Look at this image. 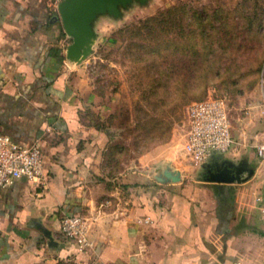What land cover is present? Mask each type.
Returning a JSON list of instances; mask_svg holds the SVG:
<instances>
[{"label":"crops","instance_id":"crops-1","mask_svg":"<svg viewBox=\"0 0 264 264\" xmlns=\"http://www.w3.org/2000/svg\"><path fill=\"white\" fill-rule=\"evenodd\" d=\"M57 8L55 0H0V135L39 142L47 177L0 187V264H264L257 141L234 132L233 149L205 163L200 186L162 185L159 167L146 171L150 155L137 168L122 160L113 170L115 128L102 124L110 107L97 103L84 68L67 58L71 39ZM94 102L101 121L99 113L88 119ZM164 158L176 161L171 151L152 165ZM221 169L235 180H206ZM73 213L93 218V249L64 236L61 219Z\"/></svg>","mask_w":264,"mask_h":264},{"label":"rangeland","instance_id":"rangeland-1","mask_svg":"<svg viewBox=\"0 0 264 264\" xmlns=\"http://www.w3.org/2000/svg\"><path fill=\"white\" fill-rule=\"evenodd\" d=\"M106 21L78 65L97 103L110 107L103 117L94 102L87 115L97 121L99 113L102 124L115 128L113 170L122 160L137 168L138 158L150 155L148 173L170 166L183 176L165 184H205L207 168L184 145L189 106L210 96L231 100L236 135L258 141L264 134V0L134 1ZM171 151L174 163L164 158L152 165Z\"/></svg>","mask_w":264,"mask_h":264},{"label":"built area","instance_id":"built-area-1","mask_svg":"<svg viewBox=\"0 0 264 264\" xmlns=\"http://www.w3.org/2000/svg\"><path fill=\"white\" fill-rule=\"evenodd\" d=\"M62 0H55L57 7ZM235 145L231 118V100L227 96H210L193 102L188 108V130L184 150L199 164H205L214 155L230 152ZM254 148L264 161V142L257 141ZM43 184L46 177L45 162L39 142L25 144L9 135H0V187L9 188L18 180ZM149 222L148 219L144 220ZM93 218L82 213L64 215L61 230L81 251L93 249L91 238ZM221 264H245L241 260Z\"/></svg>","mask_w":264,"mask_h":264},{"label":"water","instance_id":"water-1","mask_svg":"<svg viewBox=\"0 0 264 264\" xmlns=\"http://www.w3.org/2000/svg\"><path fill=\"white\" fill-rule=\"evenodd\" d=\"M134 1L145 3L148 0H62L57 9L65 32L71 39L67 47V58L76 64L87 58L98 38L95 28L98 18L101 16L119 18L123 9L128 8ZM207 166L204 164V167ZM181 179L182 174L175 172L170 166L156 176V180L164 184L179 182ZM206 180L233 182L235 175L230 174L226 169H221Z\"/></svg>","mask_w":264,"mask_h":264},{"label":"flooded vegetation","instance_id":"flooded-vegetation-1","mask_svg":"<svg viewBox=\"0 0 264 264\" xmlns=\"http://www.w3.org/2000/svg\"><path fill=\"white\" fill-rule=\"evenodd\" d=\"M206 172H208V170Z\"/></svg>","mask_w":264,"mask_h":264},{"label":"trees","instance_id":"trees-1","mask_svg":"<svg viewBox=\"0 0 264 264\" xmlns=\"http://www.w3.org/2000/svg\"><path fill=\"white\" fill-rule=\"evenodd\" d=\"M201 100H203V99H201Z\"/></svg>","mask_w":264,"mask_h":264}]
</instances>
